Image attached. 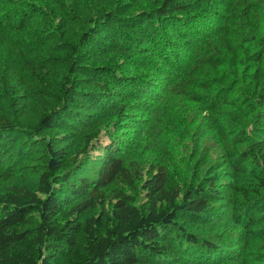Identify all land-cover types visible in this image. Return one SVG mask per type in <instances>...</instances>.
<instances>
[{"label": "trees", "instance_id": "1", "mask_svg": "<svg viewBox=\"0 0 264 264\" xmlns=\"http://www.w3.org/2000/svg\"><path fill=\"white\" fill-rule=\"evenodd\" d=\"M0 264H264V0H0Z\"/></svg>", "mask_w": 264, "mask_h": 264}, {"label": "rangeland", "instance_id": "2", "mask_svg": "<svg viewBox=\"0 0 264 264\" xmlns=\"http://www.w3.org/2000/svg\"><path fill=\"white\" fill-rule=\"evenodd\" d=\"M101 133H103V131H102ZM101 135H103V134H101ZM101 135H100V136H101Z\"/></svg>", "mask_w": 264, "mask_h": 264}]
</instances>
